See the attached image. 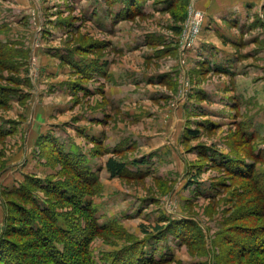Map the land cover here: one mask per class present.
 I'll return each instance as SVG.
<instances>
[{
    "label": "rangeland",
    "instance_id": "obj_1",
    "mask_svg": "<svg viewBox=\"0 0 264 264\" xmlns=\"http://www.w3.org/2000/svg\"><path fill=\"white\" fill-rule=\"evenodd\" d=\"M197 1L0 0V235L17 227L29 264H54L25 222L50 207L66 231L96 229L93 264L128 247L152 264H264L237 246L264 229V0L241 26L212 23ZM55 187L90 211L42 189Z\"/></svg>",
    "mask_w": 264,
    "mask_h": 264
},
{
    "label": "trees",
    "instance_id": "obj_2",
    "mask_svg": "<svg viewBox=\"0 0 264 264\" xmlns=\"http://www.w3.org/2000/svg\"><path fill=\"white\" fill-rule=\"evenodd\" d=\"M166 1H167L166 4H168V7L174 3L173 2L174 0H166ZM130 15H133V13L126 14L125 17H128ZM191 134L196 135V133H191ZM68 165H69L68 167L70 168L69 170H72L73 174L79 178V181L83 183L84 188H86L85 186H91L93 183H95L94 181L95 178L92 177V175L88 172V170L84 171V170L76 169V165L74 164L68 163ZM238 166L240 167L239 169L240 171H237L235 169H229V170L232 172L239 173L240 175L246 174L244 172H246L247 170H249L250 172L252 171L251 167L242 169L241 165H238ZM106 168L110 176L112 177H117L119 175L121 176L125 174L124 165L121 163L115 162L111 159L106 163ZM31 185L35 186L34 181L32 182ZM42 189L44 191H48V193L53 194L56 197H60V199H62L64 202H70L71 205H73L74 207H77V210L80 212L87 213L89 210L88 208H85V207L79 209L80 206H77L75 202V198L77 197V194L75 195L76 197H73V196L72 198L67 197L65 193L60 192L62 187H59V188L55 187L53 190L50 188H42ZM78 194L83 196V195H86V192L83 191L82 194L80 193ZM10 196L25 197L26 195H24V192L17 191V192H13L12 194H10ZM78 198L81 200L82 197H78ZM78 198H77V201H78ZM263 206H264V203H263ZM17 208L19 209V207ZM263 208L264 207H262V209ZM38 214L41 216L40 220L44 219V221L49 222V226L47 227V229L49 228L48 233L44 225H42V223L40 222V220L36 219L35 217L36 215L34 214L32 215V213L30 214L28 213L27 215L28 219L25 220V222L26 221L28 222V223L26 222L28 224L27 232H28V235L31 237H37L38 243H40L42 247H44V249L46 250L45 255H47V257L50 258L54 264H93L90 260V257L88 256V244L92 240L93 236L97 233L95 228L89 229L88 232H83L80 230L79 227H77L76 229H73L70 227L69 230L66 231L62 229L58 225L57 220H55V217H54L55 209L52 207H50L47 210L38 211ZM33 225L36 226V229L32 227ZM10 229L18 233L17 227L12 226L11 228V227L5 226L4 233L0 235V250L3 251V248H4V254H5L7 253L5 252V248L7 246L11 247L12 249L15 250L16 255H18V261L9 262L11 255L10 256L4 255V260H3V257L0 254V262L1 263L4 262V264H29V261L26 258L31 257L33 255H27L26 253H22L21 248L17 246V243L12 241L11 239L12 233L9 232ZM262 230L263 231H259L257 233H255L256 231H245V234L248 232L247 234L253 235V240L255 239L256 241V238H259L263 240L264 242V229ZM54 233L59 234L60 237L58 238L54 237L55 235ZM65 240H68L69 242H71L72 246H75V249L78 248L79 251H77L75 255L68 253L66 243L64 242ZM253 240L251 242L249 241L250 246H246L244 245L245 242L239 241L237 246L239 250H241L240 251L241 254L243 255L252 254V253L264 254V246L263 248H258V246L256 245V242L253 243ZM59 246H62L63 249L60 250L58 248ZM134 253H135V247H128L120 255L116 256L117 260L113 261V263L111 264H152L151 263L152 260H147V258L144 255H137V257H134Z\"/></svg>",
    "mask_w": 264,
    "mask_h": 264
},
{
    "label": "crops",
    "instance_id": "obj_3",
    "mask_svg": "<svg viewBox=\"0 0 264 264\" xmlns=\"http://www.w3.org/2000/svg\"><path fill=\"white\" fill-rule=\"evenodd\" d=\"M249 2L250 0H198L197 6L199 9H202L208 14V18L210 21H212V23L216 22L223 25L225 21H227V23L231 24L232 26H241L248 22L246 13L251 7ZM92 10L93 9L84 10L85 16H93L95 12ZM107 12L108 11L106 10L99 11L97 17H103L106 20H104V23H102L104 27L103 30L105 32L109 31L114 34L116 31H118V29H120L118 26L121 23L119 22V24H115L114 20L110 21L109 17H107ZM203 44L200 46L202 47ZM211 44L215 45L217 49L226 48L223 46L224 43L220 41L217 42V39L214 41V43L211 42Z\"/></svg>",
    "mask_w": 264,
    "mask_h": 264
},
{
    "label": "built area",
    "instance_id": "obj_4",
    "mask_svg": "<svg viewBox=\"0 0 264 264\" xmlns=\"http://www.w3.org/2000/svg\"><path fill=\"white\" fill-rule=\"evenodd\" d=\"M190 27V26H189ZM188 27V28H189ZM189 36V32H187V34H186V38ZM187 43V41H185V44Z\"/></svg>",
    "mask_w": 264,
    "mask_h": 264
}]
</instances>
